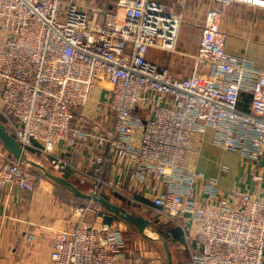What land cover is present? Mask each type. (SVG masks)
Returning a JSON list of instances; mask_svg holds the SVG:
<instances>
[{"label":"built area","instance_id":"obj_1","mask_svg":"<svg viewBox=\"0 0 264 264\" xmlns=\"http://www.w3.org/2000/svg\"><path fill=\"white\" fill-rule=\"evenodd\" d=\"M189 1L0 0V123L51 172L174 225L189 264H264V198L249 188L264 182V71L227 51L219 24L225 9H264V0H205L193 54L177 50ZM151 49L195 68L179 77L148 60ZM207 139L252 164L249 187L226 191L190 166ZM65 147L86 154L85 164L65 160ZM37 180L17 160L0 168V191L33 190ZM89 207L53 236L55 264H160L115 221L87 222Z\"/></svg>","mask_w":264,"mask_h":264},{"label":"crops","instance_id":"obj_2","mask_svg":"<svg viewBox=\"0 0 264 264\" xmlns=\"http://www.w3.org/2000/svg\"><path fill=\"white\" fill-rule=\"evenodd\" d=\"M95 1L110 6L114 0ZM206 7L205 0H190L186 8L181 11L183 21L185 16H191L187 22L190 29L186 28L185 36L191 29H196V27L198 29V24L201 26ZM219 24L225 33L227 51L252 60L264 71V9L235 5L223 11ZM181 30L182 25H180L178 35ZM177 42H179L177 50L180 52L193 54L197 51L198 40L195 41L194 49L191 51L188 49L189 46L186 45L185 39H182L181 43L177 39ZM174 55L184 58H181V62L177 61L172 64ZM185 57L181 54H170L155 49L149 50L147 55L148 60L167 67L177 76H179L178 71L182 70L187 63L191 67V72L195 68L193 61ZM204 69L200 68L199 70L204 72ZM248 104V100H244L239 103V107L247 110ZM67 149L65 154H60L65 160L79 166L85 164L86 154H74L73 149ZM193 154L196 156H189L190 166L207 175H217L222 189L229 191L234 188L249 187L248 165L252 166V164L244 162L238 153L225 152L212 146L207 139L198 142L196 152ZM13 160L14 158L8 154L0 142V168ZM224 163L229 164L230 168L225 176L220 173V166ZM261 166V170H264V158L261 161ZM63 176L71 178L69 172ZM249 188L254 196L264 198V182L254 184ZM61 189L47 178L38 176L33 190L5 186L0 191V264H55L51 259L53 236L62 229L70 228L81 215L78 210L81 206H76L75 198L66 190ZM90 215L88 211L84 215V219L89 223H93L100 216L103 219L105 217L104 213L97 211L92 216ZM116 221L119 224V221ZM147 251L150 255L155 256L161 264L160 255L155 249Z\"/></svg>","mask_w":264,"mask_h":264},{"label":"rangeland","instance_id":"obj_3","mask_svg":"<svg viewBox=\"0 0 264 264\" xmlns=\"http://www.w3.org/2000/svg\"><path fill=\"white\" fill-rule=\"evenodd\" d=\"M190 17L191 16H188V17L185 16L184 21H183V19L181 20L180 25H182V30H181L180 34L178 35L179 38H177V39L180 41V43H181L182 39H185L187 42L186 45L189 46L188 49H190V51H191L194 49L193 45L195 44V41L199 39V36L201 34V27H200V24H198L197 26L199 28L197 29V27L195 25L196 29L195 28L191 29V31L188 32L187 36H185L186 35V28L190 29V25L187 23L191 19ZM178 43L179 42H177V46H179ZM179 50H181V49L179 48ZM182 51H186V50H182ZM154 53L157 54V52H154ZM181 58L183 59L184 57H181V56L178 57V55H174L172 58V62H173L172 64H175L177 61L181 62V60H182ZM185 60H188V59H185ZM185 62H188V61H185ZM190 68H191L190 65H188V63H187V65H185L182 68V70L180 69V71H178V75L181 77H185V76L189 75L191 72ZM97 94H98V90H97V88H95L93 90L92 99L90 101V105H92V107H94V105H95L94 100L97 97ZM38 155H37V153L31 152V151L26 152L27 158L39 162L40 164L44 165L47 169L50 170L48 165L43 161L42 155L41 154H38ZM41 161H43V162H41ZM22 163L26 164L25 162H22ZM26 165L30 169L34 170V172H37V173H39L40 176L44 177L38 169L33 168V167L29 166L28 164H26ZM70 181L74 182V180H70ZM58 187L60 188V186H58ZM61 190H64V189L62 188ZM83 191H88V190H83ZM99 194H101V195L105 194L106 196H108V198L111 202L119 204L120 206H122L123 208L128 210L129 212H132V213H134V214H136L142 218H146L149 220L150 223L144 228V231L142 234L138 233L137 228L135 226H133V225H131V224H129L123 220H118V221H119V225L123 229L125 239L130 246H133L135 244L136 245L141 244L145 250L146 249L152 250V248L155 249L160 255L161 264H165L166 258H165V252L163 249V244H162L160 232H161V230H163V226H165L166 221L163 218L158 217L157 215H154L150 210L142 209V208L135 206L133 204L132 205L126 204L123 200H119L118 198L111 195L107 191L102 190L99 192ZM74 202H75L76 206H78V207L83 206L84 204H86V205L90 204V207H89L90 210L88 211L89 214H91L90 216H92L94 213H96V211L100 212V213L111 215V213L109 211L103 209L101 207V205H99L98 203H96L94 201H91V202L87 201L88 202L87 203L85 200L75 199ZM115 222L117 223V221H115ZM182 243H183V240L180 237L179 241H175L174 243L168 244V247H169L171 254H172L173 264H189V253H188V251L183 249Z\"/></svg>","mask_w":264,"mask_h":264},{"label":"water","instance_id":"obj_4","mask_svg":"<svg viewBox=\"0 0 264 264\" xmlns=\"http://www.w3.org/2000/svg\"><path fill=\"white\" fill-rule=\"evenodd\" d=\"M0 142L3 148L14 158V160L25 162L29 166L38 169L45 178L67 190L71 195L83 199L86 202L94 201L98 203L103 209L109 211L111 215L116 216L121 220L135 226L139 234H142L144 228L150 223L148 219L142 218L132 212H129L119 204L111 202L99 193H95L92 191H83L79 189L68 178L53 173L51 172V170L47 169L39 162L27 158L26 152L20 147V145L14 140L13 136L4 128L1 123ZM163 249L166 258L165 264H173L172 254L168 245L163 244Z\"/></svg>","mask_w":264,"mask_h":264},{"label":"trees","instance_id":"obj_5","mask_svg":"<svg viewBox=\"0 0 264 264\" xmlns=\"http://www.w3.org/2000/svg\"><path fill=\"white\" fill-rule=\"evenodd\" d=\"M242 97L246 98L247 99V96L245 95H241ZM34 172V170H32ZM37 173V172H35ZM37 176H40L39 173L36 174ZM42 177V176H40ZM66 178V177H65ZM71 180V179H69ZM75 186H77L79 189L81 190H87L86 187L84 186H79L75 181H71ZM57 185V184H56ZM61 188V187H60ZM65 190V189H64ZM67 191V190H66ZM68 192V191H67ZM70 194V192H68ZM71 195V194H70ZM73 196V195H72ZM102 196H104L106 199L109 200L108 196H106L105 194H102ZM75 199H80V198H77L75 196H73ZM83 200V199H81ZM108 213V212H107ZM105 221L107 222H113V221H116V220H121L120 218L116 217V216H113V215H110V214H105V217H104ZM160 235H161V240H162V244H171V243H174L175 241H179L180 240V237H181V232L179 231L178 228H176L174 225L166 222L165 223V226H163V230H161L160 232ZM182 238V237H181Z\"/></svg>","mask_w":264,"mask_h":264}]
</instances>
